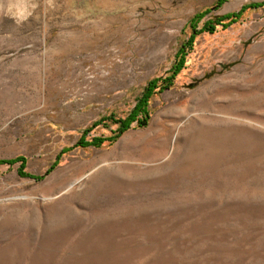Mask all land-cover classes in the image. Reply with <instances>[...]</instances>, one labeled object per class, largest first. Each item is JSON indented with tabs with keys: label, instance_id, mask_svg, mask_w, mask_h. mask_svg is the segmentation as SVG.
<instances>
[{
	"label": "rangeland",
	"instance_id": "obj_1",
	"mask_svg": "<svg viewBox=\"0 0 264 264\" xmlns=\"http://www.w3.org/2000/svg\"><path fill=\"white\" fill-rule=\"evenodd\" d=\"M263 3L0 0V264H264Z\"/></svg>",
	"mask_w": 264,
	"mask_h": 264
},
{
	"label": "trees",
	"instance_id": "obj_2",
	"mask_svg": "<svg viewBox=\"0 0 264 264\" xmlns=\"http://www.w3.org/2000/svg\"><path fill=\"white\" fill-rule=\"evenodd\" d=\"M225 1L226 0H218L217 8L221 7V5ZM263 5H264V3L263 4H251V5L245 6L242 9V11H240L238 13L231 14V15L225 16L223 18H217L215 20H211V21L207 22L204 25L203 29H204V31L214 32L216 30L217 25H222L224 27H227L231 22H236L240 18V16L242 15V13L245 12L246 9H256V8L262 7ZM203 16H204V14H199L195 17V19H197L199 21ZM225 21H229V24H224ZM188 44H189V42L187 43V45ZM187 45H183L179 49V51L176 55V58L174 60V64L176 67H174L172 70L173 72H171L172 76H169L164 80L155 79V80L149 82L148 85L146 86L144 92L142 93V96L138 99L137 105L130 112V114L128 115L127 118L120 119V118H117L115 115H112L109 117H104L101 120H99L98 122H96L92 127V128H94V127H97V126L102 125V124L105 125V127H110L111 124L117 125L118 128L116 129L115 132H113V136H111L110 138L94 137L90 141H88L85 138H82V139H80V141L77 143V146H75V147L86 148L89 146H94V147L99 148L103 145L104 142H107V141H109L110 143L116 142V140L123 133H125L127 130L130 129L131 124L137 120L139 115L142 116L141 124L146 125L148 123V120L150 119V114H151L149 109H148L149 101L152 98V96L156 94V90L157 89H160V90L166 89L164 86L165 84H167V86H171L172 85L171 83L174 80L173 75H177L182 69L185 68V62H186V58L188 56L187 55V53H188ZM160 83H162V85ZM90 131H91V129L85 130V132H84L85 135H88L87 133H90ZM70 150L71 149H66L65 151H63V153L65 154L66 152H69ZM2 163H6V164H9L11 166H13L15 164H19V169H18L19 174L24 176V177L32 178L36 181H41L57 165V162H55L54 165L49 168V170L47 171L45 176L44 175L33 176V175H30L29 173H27L25 171L26 164H27L25 157H18L16 159H12V160H8V161H2Z\"/></svg>",
	"mask_w": 264,
	"mask_h": 264
}]
</instances>
